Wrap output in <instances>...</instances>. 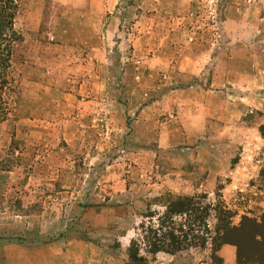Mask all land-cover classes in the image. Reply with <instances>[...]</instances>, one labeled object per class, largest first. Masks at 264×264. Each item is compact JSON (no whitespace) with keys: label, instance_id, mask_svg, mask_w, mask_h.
<instances>
[{"label":"rangeland","instance_id":"1","mask_svg":"<svg viewBox=\"0 0 264 264\" xmlns=\"http://www.w3.org/2000/svg\"><path fill=\"white\" fill-rule=\"evenodd\" d=\"M14 26L0 264H126L169 195L221 200L264 244V0H20Z\"/></svg>","mask_w":264,"mask_h":264},{"label":"trees","instance_id":"2","mask_svg":"<svg viewBox=\"0 0 264 264\" xmlns=\"http://www.w3.org/2000/svg\"><path fill=\"white\" fill-rule=\"evenodd\" d=\"M20 0H0V121L9 115L10 108L2 103L3 95L10 89L11 63L15 45L23 37L14 26ZM264 137V127H261ZM160 201V200H159ZM157 205L161 211L143 215L144 220L136 229L127 250L126 264H149V258L159 253L178 255L187 250L210 249L214 264H225L219 253L225 245L236 247V264H264L253 247H264L256 226L244 230L243 226H231L234 216L220 200L212 203L208 195L172 197L166 196ZM214 212V215H212ZM214 216L217 223L211 228L209 221ZM246 220V219H245ZM252 244L246 246V240ZM248 248V249H247Z\"/></svg>","mask_w":264,"mask_h":264},{"label":"crops","instance_id":"3","mask_svg":"<svg viewBox=\"0 0 264 264\" xmlns=\"http://www.w3.org/2000/svg\"><path fill=\"white\" fill-rule=\"evenodd\" d=\"M220 256L223 258L225 264H236L237 250L234 246L225 245L221 251Z\"/></svg>","mask_w":264,"mask_h":264}]
</instances>
